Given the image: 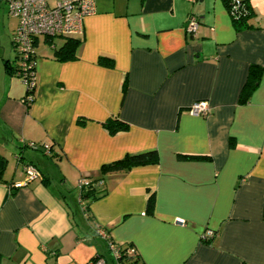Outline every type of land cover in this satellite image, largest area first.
I'll list each match as a JSON object with an SVG mask.
<instances>
[{
  "label": "crops",
  "instance_id": "1",
  "mask_svg": "<svg viewBox=\"0 0 264 264\" xmlns=\"http://www.w3.org/2000/svg\"><path fill=\"white\" fill-rule=\"evenodd\" d=\"M2 5L0 264H88L95 256L114 264L105 233L132 245L143 264H264L263 10L251 4V28L237 30L223 0H95L75 60L54 57L57 37L51 46L42 37V49L36 40L28 107L8 69L18 21ZM252 66L260 78L240 102ZM197 101L208 103V116L188 112ZM110 117L128 129L109 134ZM148 150L156 162L101 171ZM24 164L43 180L10 189ZM81 179L103 181L97 198L83 200L85 213ZM207 229L216 232L209 243Z\"/></svg>",
  "mask_w": 264,
  "mask_h": 264
},
{
  "label": "built area",
  "instance_id": "2",
  "mask_svg": "<svg viewBox=\"0 0 264 264\" xmlns=\"http://www.w3.org/2000/svg\"><path fill=\"white\" fill-rule=\"evenodd\" d=\"M8 7L9 16L17 19L18 25L15 29L12 40L15 55L18 57L21 69L17 71V75L25 74L32 61L34 55L33 41L40 37H79L83 33V21L85 17L95 13V0H54L53 3L49 0H3ZM243 0H233L232 9L240 10L243 7ZM237 12V11H236ZM240 12V11H239ZM197 22L190 19L186 25V30L193 34L196 31ZM25 70V71H22ZM33 76V75H32ZM34 81L28 86L35 85ZM24 84V83H23ZM188 112L194 116L206 117L210 114V108L206 101H197L191 104ZM30 146H37L30 143ZM45 152H49V146L41 147ZM23 178L12 183L10 189L16 190L27 186L29 183L41 180V172L32 165L23 166ZM85 180L81 179L78 182V188L85 186ZM103 182L97 185L102 186ZM82 207V212L85 213V205L83 200H79ZM175 223L183 226L185 222L175 219ZM216 234L212 230H206L202 236L203 240L214 238ZM103 238L105 234H102ZM109 238V237H108ZM115 246L110 245L111 257L114 259V264H121ZM134 249V248H133ZM133 249L127 251V255H133ZM88 264H107L103 258H98L95 261H90Z\"/></svg>",
  "mask_w": 264,
  "mask_h": 264
},
{
  "label": "trees",
  "instance_id": "3",
  "mask_svg": "<svg viewBox=\"0 0 264 264\" xmlns=\"http://www.w3.org/2000/svg\"><path fill=\"white\" fill-rule=\"evenodd\" d=\"M243 7L240 8V12L238 10L232 9V2L233 0H223L227 11L229 12L232 22L237 30L244 29V28H251L250 20L254 17V12L251 8V4L249 0H243ZM237 11V12H236ZM56 38V37H54ZM53 37H44L45 43L52 45V41L54 39ZM36 38L33 43L34 47L36 44ZM12 47H13V40L11 39ZM80 44V40L75 37H64L63 42L59 47L54 48V57L61 61V62H67V61H73L76 59V49ZM32 61L30 63L29 68L25 71V74L17 75V71L21 69L20 63L18 62V57L15 55V60L12 63V68L8 67L9 72L12 73L14 76L18 77L25 86V94H24V101L26 102L27 106L29 107L31 103L34 100V92H35V85L28 86L31 82L34 81L33 76L35 72V49H34V55H32ZM98 64L104 67H113V62L110 59L100 57L98 60ZM260 67L258 66H252L248 73V79L246 84L244 85L241 96H240V102H244L246 97L248 96L249 92L254 88L255 84L258 82L260 78ZM33 75V76H32ZM104 129L111 135L116 134L118 132H123L128 129V125L119 119L115 117H110L103 123ZM34 144V143H33ZM49 146V145H48ZM29 147L31 149H41L42 146L33 148L32 146ZM45 152L44 150H42ZM51 151V148L49 146V152ZM49 152H45L46 154H49ZM157 160V152L155 150H148L142 153L138 154H128L125 155L122 159L110 162L108 164H104L101 167L102 172H110V171H119V170H128L132 167L139 166V165H145V164H152L156 162ZM18 161H21V158L18 157ZM29 164H24L23 166H27ZM6 166V161L4 158L0 157V178L4 171V168ZM43 180V176L42 179ZM99 182H103L102 179L86 182L85 186H83L81 189H79V196L81 200L86 199H95L97 198L96 195L98 194L97 191L94 192V188H98L97 184ZM98 186V187H97ZM152 197L148 200V209L152 206ZM89 203H86L85 205V211L88 210ZM262 219L264 220V205H263V213H262ZM216 234V232H214ZM213 239V238H212ZM212 239L204 240L206 243H209ZM104 240L107 242L108 248L110 245L115 246L119 257V262L121 264H143L142 258L138 251L130 244H114L110 239L108 238V233H105ZM134 248V249H133ZM129 249H133V255H127V251ZM109 253L111 254V250H109ZM101 258L100 256L93 257L90 261H95L96 259ZM89 261V262H90ZM112 261L114 259L112 258Z\"/></svg>",
  "mask_w": 264,
  "mask_h": 264
},
{
  "label": "rangeland",
  "instance_id": "4",
  "mask_svg": "<svg viewBox=\"0 0 264 264\" xmlns=\"http://www.w3.org/2000/svg\"><path fill=\"white\" fill-rule=\"evenodd\" d=\"M249 1H250V4H253V6H256L258 9H261L264 11V0H249ZM2 16L3 17L5 16V18H8L6 15V9L3 5H2V8L0 9V20H1ZM42 37L43 36H40V38H39V48H41V49L44 48V45L42 42ZM60 40L61 39H58V38L54 39V41L57 45L62 43L61 42L62 40L61 41ZM109 264H111V263H109Z\"/></svg>",
  "mask_w": 264,
  "mask_h": 264
}]
</instances>
